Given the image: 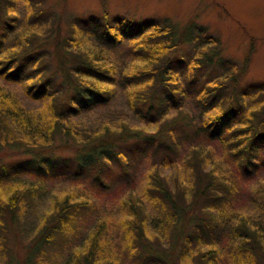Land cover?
Wrapping results in <instances>:
<instances>
[{"label": "trees", "instance_id": "16d2710c", "mask_svg": "<svg viewBox=\"0 0 264 264\" xmlns=\"http://www.w3.org/2000/svg\"><path fill=\"white\" fill-rule=\"evenodd\" d=\"M28 1L21 13L17 0H0V161L7 156L27 155L15 161V167L2 164L0 178L15 177L13 183L0 184V189L3 185L12 187L9 195L0 194L2 252L6 250L10 258L14 255L5 246L10 223L19 220L21 204L43 192L45 173L71 161L80 172L89 173L93 182L104 184L103 173L112 160L120 161L122 170L128 172L134 157L125 152L124 143L133 141L132 148L141 143L143 150L159 152L160 158L154 161L145 185L157 203L154 214L150 216L143 199L132 193L121 199L127 216L120 224H124L122 232L131 253L160 264L165 259L152 240L163 236L166 241L174 238V245L182 244L183 252L194 243L193 264H220L226 256L232 264H264V182L253 198L261 219L225 204L238 177H246L264 138V104L246 109L242 97L249 87L235 95L249 69L251 51L241 63L231 62L216 36L193 38L196 29L192 20L163 26L153 23L152 32L138 36L132 20L123 18L124 23L117 27L104 20L106 15H73L63 22L64 16L53 6L43 5L42 0ZM192 38L185 60L179 49ZM123 40L129 43L123 45ZM118 48L133 52L132 60H128L134 68L122 69H127L129 61L116 57ZM216 62L223 66L224 74L205 78V68ZM184 73L192 77L188 85L183 81ZM198 76L203 79L195 83L193 77ZM118 83L126 87L132 107L146 124L137 126L120 118L80 127L71 113L109 101ZM193 84L196 91L192 95L201 107L196 116L183 109ZM12 85H20L19 92L29 98L45 96L48 100L36 110L26 107ZM262 87L264 84H259L258 91L264 90ZM223 89L231 93H219ZM255 100L261 101L259 96ZM238 105H242L240 109ZM172 106L175 112L164 116ZM153 119L158 124L151 128ZM210 140L225 143L224 156H214ZM181 141L191 145L182 159L188 180L177 176L173 189L160 166L169 163ZM66 149L73 150L74 155L63 161L50 156ZM24 168L37 179L18 178L17 173ZM74 196L75 191H66L52 198L50 210L34 225V232L29 230L34 239L26 259L39 258L46 245L71 230L68 223L74 213L88 202ZM109 222L107 217H98L63 264H113L116 259L106 241ZM179 255L177 261L181 260ZM40 262L37 259L31 264Z\"/></svg>", "mask_w": 264, "mask_h": 264}, {"label": "rangeland", "instance_id": "374dc122", "mask_svg": "<svg viewBox=\"0 0 264 264\" xmlns=\"http://www.w3.org/2000/svg\"><path fill=\"white\" fill-rule=\"evenodd\" d=\"M29 3L28 0H17V10L22 13L25 6ZM43 5L53 6L54 10L62 17L63 22L67 21L73 15L83 16H103L105 21L114 24L117 27L124 22L123 18L132 20V28L134 31H139L138 36L150 33L154 30L153 23L163 26L169 22L185 23L192 20L193 38L202 39L216 36L220 39L224 47V56L229 58L231 62L237 64L243 61L246 54H250V66L248 71L240 80V87L236 90L235 95L240 91H245L249 87L250 90L243 94L245 101L244 106L247 110L250 107L264 104V92L259 88V84H264V0H42ZM49 11V10H48ZM105 13V14H104ZM88 24H90L88 22ZM120 29V28H119ZM193 38L189 42H185L179 49L180 56L184 59L190 55L193 45ZM126 40V39H125ZM123 40L122 44L129 42ZM126 52V53H125ZM115 54L119 59L129 61L132 60L133 52L123 49H116ZM114 57V55H113ZM130 57V58H129ZM128 63L127 69L134 68L133 64ZM185 69V65H181ZM207 68V67H206ZM205 72L204 77L207 79L215 78L218 75L224 74L223 66L216 62L210 65ZM226 72V71H225ZM185 78L183 81L188 85L189 79L192 78L188 73L182 74ZM121 78V77H120ZM202 76L193 77L195 83L201 81ZM203 79V78H202ZM212 82V81H210ZM256 88L252 87L253 85ZM13 84V83H11ZM17 91L18 98L26 107L34 110L40 108L48 100L45 98H29L19 91H22L20 85H12ZM264 88V87H262ZM196 91V85L190 86L186 97L183 100L184 108L194 116L201 113V107L196 104V98L192 93ZM223 95L230 94L229 89H223L219 92ZM259 96L261 101L256 103L255 98ZM43 101V104H42ZM233 101L236 102L235 98ZM239 109L242 105H238ZM243 106V107H244ZM175 112V107L167 109L164 116H169ZM71 117L83 126H95L102 124L105 121L126 118L130 124L144 126L145 118L138 115L131 105V99L127 93V89L123 84L118 83L112 97L105 103L92 104L87 108H80L71 113ZM153 119L152 127L154 128L158 122ZM133 141L124 143V150L129 157H134L131 162L128 172L122 170V163L114 159L109 163V166L103 173L106 177V183L99 184L98 181L93 182L86 171L80 172V167L75 166V162H67V165L57 164L50 172L44 174V189L39 197H35L32 201L21 204L19 207V220L12 224L10 229V238L5 242V246L9 247L14 255H10L0 249V264H31L37 259L42 260L36 264H63L68 259L70 251L77 247L88 231L95 226L98 217H107L110 219L107 224L106 241L108 250L112 252L113 264H155L151 260L143 259L141 254H134L129 251V246L122 232L124 224H120L127 214L125 213L121 203V199L128 197L131 193L137 198L143 199L150 216L155 212L157 203L153 201L152 191H147L145 187L148 182L149 170L154 166V161L160 158L159 152L153 153L151 150H143L141 143L136 144L132 148ZM209 144L213 150L214 156L220 158L226 153L225 143L221 140H210ZM261 150L258 151L254 160L250 163V170L247 171L246 177H238L235 182L232 193L226 195L225 204L229 207H236L243 213H249L255 219H261L262 213L254 204V196L257 195V188L264 182V138L261 142ZM190 143L181 141L175 148V152L170 155V161L167 164H161L160 171L167 179L171 188H174V180L177 176L188 180L186 170L183 168V157L190 150ZM74 155L73 150L66 149L56 151L50 155L55 161L64 160ZM27 155L7 156L0 161V172L2 164L7 166L16 165L17 160L24 158ZM23 159V160H24ZM113 165V166H112ZM112 166V167H111ZM78 172L73 173V170ZM29 168H24L22 173L18 172V178H33L37 179L29 171ZM15 177L0 178L3 180L0 184H7ZM12 189L9 185H3L0 189V194L4 197L9 195ZM66 191H75L73 198L85 199L87 204L74 213L71 224V230H66L57 240L46 245L44 252H40L41 256H35L31 259H26L27 248L32 244L34 236L31 235L30 229L34 225L39 224L43 215L50 210L52 198L55 195H63ZM246 213V214H247ZM172 230H169V234ZM168 234V235H169ZM170 241L162 236L161 240L154 238L152 245L164 256L160 264H193V252L195 251L194 243L190 242L189 247L185 252L181 251L183 245L173 243L174 238L170 237ZM172 246V248H171ZM181 256V260L177 261L176 254ZM220 264H232L231 260L226 256V259H221Z\"/></svg>", "mask_w": 264, "mask_h": 264}]
</instances>
